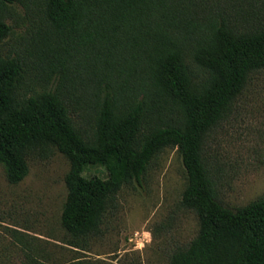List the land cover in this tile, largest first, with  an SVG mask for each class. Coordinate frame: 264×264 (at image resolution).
<instances>
[{"label":"trees","instance_id":"16d2710c","mask_svg":"<svg viewBox=\"0 0 264 264\" xmlns=\"http://www.w3.org/2000/svg\"><path fill=\"white\" fill-rule=\"evenodd\" d=\"M16 6L38 23L25 54L0 50L8 183L28 175L30 159L60 152L69 163L61 225L74 247L100 232L124 186L176 149L180 206L198 231L169 264H264V197L224 206L205 158L209 132L264 70V0H0V49ZM89 166L107 178H84Z\"/></svg>","mask_w":264,"mask_h":264},{"label":"rangeland","instance_id":"374dc122","mask_svg":"<svg viewBox=\"0 0 264 264\" xmlns=\"http://www.w3.org/2000/svg\"><path fill=\"white\" fill-rule=\"evenodd\" d=\"M13 13L3 55L25 54L38 23L28 21L19 6ZM32 61L28 73L39 79ZM205 158L224 206L235 210L264 197V70L249 77L230 112L209 132ZM28 169L12 185L0 165V264H169L170 255L197 235L196 216L180 206L186 174L176 149H165L139 183L124 186L100 232L75 240L74 247L61 225L67 159L53 151L30 159ZM94 176L106 179L108 173L87 167L83 177Z\"/></svg>","mask_w":264,"mask_h":264}]
</instances>
